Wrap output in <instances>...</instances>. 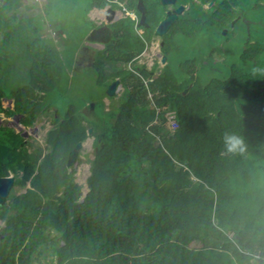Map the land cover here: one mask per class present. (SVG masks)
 Here are the masks:
<instances>
[{
    "label": "trees",
    "instance_id": "1",
    "mask_svg": "<svg viewBox=\"0 0 264 264\" xmlns=\"http://www.w3.org/2000/svg\"><path fill=\"white\" fill-rule=\"evenodd\" d=\"M258 6L264 14V0ZM215 13L207 26L224 27L230 14L221 8ZM151 14L157 20L158 13ZM181 18L161 38L166 61L170 55L180 60L172 68L167 62H155L151 70L134 63L106 72L104 60L131 62L144 46L141 39L133 45L135 19L108 26L112 38L95 50L90 69L99 86L117 77L123 90L102 122L81 110L97 118V106L104 109L100 97L86 96L78 105V96L65 111L56 98L49 103L51 93L69 87L78 71L70 78L58 50L46 45L27 72H18L28 77L11 91L12 106L2 107L0 91V111L18 114L24 127L52 108L46 151L37 145L28 152L20 131L1 129L0 176L12 174L13 185L27 188L12 195L9 211L0 210V264H31L45 245L55 264H264V20L254 25L261 27L259 39L251 25L245 31L248 39L226 74L217 68L203 80L195 59L176 56L183 54L174 37L183 33L187 20ZM139 74L152 80L145 85ZM168 111L174 129L163 124ZM155 118L160 120L151 124ZM88 128L94 156L86 161L90 174L82 198L66 162ZM228 136L239 138L240 147L231 150Z\"/></svg>",
    "mask_w": 264,
    "mask_h": 264
},
{
    "label": "rangeland",
    "instance_id": "2",
    "mask_svg": "<svg viewBox=\"0 0 264 264\" xmlns=\"http://www.w3.org/2000/svg\"><path fill=\"white\" fill-rule=\"evenodd\" d=\"M179 1L180 3H184L186 5V11L183 15V21L186 22L187 20V22L185 24V27L183 28L184 30L182 34H177L176 36L173 35L179 44L180 52H183L182 55L176 53V56H189L187 57V59H195L194 62L196 64V67H199L198 74L203 80H207L208 77L211 76V74L213 73V70L214 74H216L215 69L217 68H219L221 72H223V74H226L228 66L238 60L241 47H243L246 43L245 39H248L246 38L245 34L250 30V25L252 31H260V34L256 33L257 35L255 36V39L260 38L261 27L257 26L255 28L254 25L256 24V21H258V19L260 22L261 19L264 20V14H262L260 6H258V4H261V0H254L253 3L252 1L250 2V0ZM223 1L225 2V4H223ZM85 3L86 0H49V4L45 7L46 13L42 14V21L43 19L46 20V22L50 20L52 22L54 20H57L59 25L58 27H61L62 30L66 32V35L69 36V40L73 41L74 47L71 50L60 51V56L62 57L61 59L64 62V65L68 69L66 70L68 72V75L72 73V67H77L74 72L78 71L73 78V74L70 75V78L72 79L69 80L70 82L72 80V82L69 84V87H60L57 88L55 92L51 93L49 103H52L56 98L57 102L55 104L58 106L59 110L65 111L68 108L69 103H74V105L77 104L78 96H80V103L78 105H82L84 99H87V97H92L94 98L93 100H96L100 97L103 99L102 103L104 102V106L102 105V109H104L102 111H99L100 109L97 106L94 111V114L97 116V118L93 115L91 111H88L86 107H82L81 110H85L86 115L89 118H92L93 122H102V119L105 118L107 111L111 109L112 106L116 107L118 105L120 94L123 88L119 87V89L113 96H109L108 94H106V89L111 83V81L109 82L107 87L104 88L103 86H99L96 83L98 77L97 75H94L92 73V70L90 69L92 68V65L89 64L84 67L82 66L81 68L83 69L78 68V64H88V62H83L84 55H82V48L80 47H82V38H84L85 40V38L88 37L87 29L91 28L93 25L87 19L85 15L86 12L83 10ZM146 4L148 14L152 13L154 16H156L159 11L157 9L162 10L163 8L160 4H158L157 7L151 5L152 3L149 2V0H146ZM109 5L110 4L107 3L105 5V8H108ZM113 6L116 7L117 5L115 4ZM189 7H191L190 11L187 10V8ZM219 8L224 9L226 11V14H230L227 18L223 20V24L226 25L224 27L220 26L222 28L217 27L215 24L207 26L206 22L208 20H211V16H213L214 18L217 16L215 12ZM192 15L194 18H192ZM36 21L38 23L39 19H36ZM39 23L43 25L41 22ZM192 29L193 32H195L194 36H192L193 33H191ZM92 30L93 29H91L90 32ZM186 32L190 34L187 35ZM141 37L142 36L138 35L137 39L142 40ZM160 40V38H156L154 42L148 47L146 51L147 54L143 55L144 57L141 58L142 61L140 63H145V66H147V68L151 66L152 60L154 61V63L156 62L157 64H159V67L161 66L160 64H162L161 59L164 54L162 53V50L160 51L159 48ZM77 42H81L78 47H76L75 45V43ZM46 44L49 47L51 45L54 46V43H52L51 40H48ZM43 45L44 44H41L40 47H42ZM23 46L26 47V45ZM38 48V43L32 44L31 46V50L35 52H38ZM76 48L80 49L76 50ZM32 51L30 54H32ZM5 52L7 56H10L12 58L11 60L16 59L14 60L15 64H13V68H8L9 70H12L9 72L11 74L4 75V77L2 78L0 77V80H3V82H0V91L2 92V96L5 99H11V91L16 90L19 86L23 85V82H25L28 77L27 75L22 74V71L24 70L23 63L29 61L26 59L19 60L18 54H20V51L7 50ZM159 52L162 53L161 56ZM67 57H69L68 59H71L70 65L66 64ZM99 57L100 52H98L97 58ZM86 58L90 59V56L87 55ZM104 61L105 63H107L104 70L108 73H112L114 69L120 67V64L116 63V61ZM177 61L180 60H176L173 55H170L168 62L166 61L167 66H169V68L176 66ZM124 67L132 68L133 64L128 63L125 64ZM18 72H22L19 73L20 76L16 75V73ZM105 75L108 76L109 74ZM60 94H63V96H60ZM150 97L151 94L148 93L147 98ZM6 103L11 106L13 105L12 100L6 101ZM156 110L158 111L157 108ZM51 111L52 108L48 109L46 114H42L41 116H39L31 127H24L23 125H21L17 121L18 114H15V116H6L4 114V111H0V133L1 129H3L4 133L6 131L4 128L12 127L15 132H21L24 138L21 144H24L27 147L28 152L33 151L35 147H37V145L42 147L43 151H46L47 148L45 143V135L52 126L50 115ZM164 117L165 118L163 124H165L166 120H168V128L171 129L173 124L170 123V113H166ZM159 120V118H155L154 120H152L151 124L157 123ZM3 126L8 127L2 128ZM93 141L94 136L92 134L88 135L87 138L82 142V147L79 150V155L76 164L72 166V168L74 169V181L81 185V190L84 193L87 190L86 178L90 174L88 169L89 164L86 161L91 160L94 156ZM79 158L82 160L81 162H78ZM24 188H27V185ZM20 190L24 191L25 189H21L20 186L13 185L10 190V193L7 196V203L4 205L1 204L0 210L5 211V209L7 208L6 211H9V199H11L12 195L15 194V192H19ZM3 226L4 221L2 218H0V228ZM54 233L55 232L52 231V234ZM49 246L50 245H45L40 248L42 249V254L39 256V260H32V264H55V261H50L52 255L49 252Z\"/></svg>",
    "mask_w": 264,
    "mask_h": 264
},
{
    "label": "crops",
    "instance_id": "3",
    "mask_svg": "<svg viewBox=\"0 0 264 264\" xmlns=\"http://www.w3.org/2000/svg\"><path fill=\"white\" fill-rule=\"evenodd\" d=\"M107 1L110 4L108 7L109 9L107 7L105 8V6L103 8H97L95 6L88 8L87 4L83 7V10L86 12L85 15H86L87 19L90 20L93 24L91 28L87 29L88 30L87 31L88 36L90 35L89 33L93 32L95 30H99L102 27L105 28V26L102 24L104 22V17L106 16L107 13H109V12L115 13L113 15V17L111 18V20H109L108 23L110 25L111 22H114L115 16L117 14H119L118 8L120 6H123V2H124V0H107ZM48 4H49V0H0V77L1 78L4 77V75L11 74L9 72L12 70H9L8 68L9 67L13 68V64H15L14 60H16V59L11 60L12 58L10 56H7V54L5 52L7 50L20 51V54H18L19 60L20 59H26L29 61V62L23 63L24 64L23 65L24 70L22 72L24 73V72H27L28 68L35 62V60L37 58L40 57L41 51L43 49V46L40 47V45L44 44L47 46L46 43L48 42V40H51L52 43H54V46L51 45L50 47L49 46L48 47L51 49L53 48L55 51L58 50L60 58H62L60 56V51L71 50L74 47L73 41L69 40V36L66 35V32H64V30H62L61 27H58L59 25H58L57 20H54L53 22L51 20L46 22V20L43 19V21H42V14L46 13L45 7ZM115 4L116 5L119 4V6L117 5L116 7H114L113 5H115ZM128 12H129L131 18L136 20L135 15L133 13H131L130 11H128ZM36 19H39V22H41L43 25H41L39 22L37 23ZM136 21H135V24H136ZM91 29H93V30L90 32ZM110 29L112 30V28H110ZM135 30H137L136 27H135ZM136 33H137V35L141 34L139 31ZM109 34L111 35V37L108 36L107 41L100 42L101 44L97 41L90 40L88 38H85V40H84V38H82V40H81L82 47H80V48H82V55H84L83 62L84 61L88 62V64H84V63H82L80 65L78 64L79 69H83V68H81L82 66L84 67L86 65H89V61L93 62V56L95 55V50L103 49L104 45H102V44L107 43L112 38L113 34L112 33H109ZM165 34H163V35H165ZM101 35L102 34L99 32V35L98 36L96 35V37L99 38ZM158 36H162V35H158ZM149 39H150V37L147 38L146 40L149 41ZM154 40L155 39H153V42H154ZM81 42L80 43L77 42L75 44L76 47H78V45L81 44ZM36 43L39 44L38 52L31 50L32 44H36ZM134 44H135V41H134L133 45ZM23 45H26V47H24ZM80 48H76V50L80 49ZM31 51H32V54H30ZM143 51H144V53L147 51L146 50V44H144L141 52H143ZM87 55L90 56V59L86 58ZM68 58L69 57L66 58V64L70 65L71 59H68ZM118 63H120V67L122 69H124V68H127V67H124V65L128 64L129 62H118ZM165 63H166V61H165ZM165 63L160 64L161 65L160 67L165 65ZM143 64L145 65V63H143ZM143 64H141V65H143ZM151 64H152V61H151ZM14 66H16V65H14ZM158 66H159V64H158ZM75 69H77V67H72L71 68L72 73L71 72L70 73L73 74ZM146 69L151 70L152 67L149 66V68H147V66H146ZM92 73L94 75H96L95 71H92ZM17 74H19V73H16V75ZM12 75H13V73H12ZM139 76H140L141 80L145 79V77L142 76L141 74H139ZM115 79H118L119 83H120L119 78L116 77ZM0 82H3V80H0ZM25 82H27V80ZM25 82H23V83H25ZM119 87H122L121 83H120ZM119 87H117L116 92L119 89ZM9 100L7 98L6 99L2 98L1 103H2L3 108H5L6 106L9 105L6 103V101H9ZM91 110H93V109L91 108ZM88 129H87V131H88ZM90 134H92V132ZM90 134H88V135H90ZM68 167H70V166H68ZM9 175H12V174H9ZM20 188L25 189L23 187H20ZM21 192H23V191L20 190L19 192H15V195L20 194ZM9 193H10V191H9ZM85 193L82 192V197H84ZM6 203H7V197H5V202L2 205L6 204ZM31 264H32V260H31Z\"/></svg>",
    "mask_w": 264,
    "mask_h": 264
},
{
    "label": "flooded vegetation",
    "instance_id": "4",
    "mask_svg": "<svg viewBox=\"0 0 264 264\" xmlns=\"http://www.w3.org/2000/svg\"><path fill=\"white\" fill-rule=\"evenodd\" d=\"M130 0H124V2H123V6H120L119 8H118V11H119V14H117L116 16H115V21L114 22H118L121 18H125V17H129V18H131V16H130V14H129V12L128 11H130L131 13H133L134 15H135V17H136V28H137V30H136V32H140L141 34H140V36H142L141 38H142V41L144 42V44H146V50L148 49V47L150 46V44L153 42V39H156V38H162V36H158L156 33H155V29H156V26H157V24L159 23V21L160 20H162L164 17H165V15H166V13L168 12V11H171V12H174L175 11V9L178 7V5H183V10H182V12L180 13V14H178V16H177V19H179L180 18V16H182V18H183V15H184V13H185V11H186V5L184 4V3H180V1L179 0H176V2L175 3H173V4H170V5H162L161 3H160V0H158V2L156 3V5H155V7H157V5L158 4H160L163 8H162V10L161 9H157V10H159L158 11V17H157V20H155V21H151L150 20V18L151 17H149V14H148V12H147V4H146V0H142V4H143V6L145 7V17H144V23L143 24H139L140 23V18H141V13H140V11L137 9L138 7H137V4H138V0H132V4L130 5V7H128L127 6V4L128 3H130L129 2ZM124 7V8H123ZM187 10H188V8H187ZM115 13H113L112 14V17H113V15H114ZM109 17H111V15H110V13H107L106 14V16L104 17V22H103V24L102 25H104L105 26V28L104 27H102V28H100L99 30H107L106 32H107V34H108V36L109 37H111V35L109 34V33H112L113 34V31L110 29V27H108L109 26V21H108V18ZM177 19H175V21H177ZM175 21L170 25V27L168 28V30L166 31L167 33L169 32V30L171 29V27H172V25L175 23ZM111 23H113V22H111ZM166 33V34H167ZM95 35H99V33L98 32H96L95 33ZM146 36L147 37H150V39H149V41H147L146 40ZM157 36V37H156ZM88 38V37H87ZM138 41V39L137 38H135V42H137ZM100 43V42H99ZM101 44V43H100ZM162 44H163V41L162 40H160V44H159V48H160V51H161V47L160 46H162ZM102 45H105V43L104 44H102ZM147 54V52H145L144 53V51L143 52H141L139 55H137V56H135L133 59H132V61L130 62L131 64H134V63H136V65H141V64H143V63H140L142 60H141V58H143L144 56L143 55H146ZM159 54H160V56H161V54L162 53H160L159 52ZM159 54H158V56H159ZM146 57V56H145ZM153 63H154V61L152 60V64H151V67L153 66ZM4 221V220H3ZM2 228V227H1ZM0 237H1V234H0Z\"/></svg>",
    "mask_w": 264,
    "mask_h": 264
},
{
    "label": "water",
    "instance_id": "5",
    "mask_svg": "<svg viewBox=\"0 0 264 264\" xmlns=\"http://www.w3.org/2000/svg\"><path fill=\"white\" fill-rule=\"evenodd\" d=\"M175 2H176V0H160V3L162 5H170V4H173ZM137 7H138L137 9L141 13V18H140L139 24H143L144 23V17H145V7L142 4V0H138ZM182 10H183V5H179L175 9L174 12L168 11L166 13L165 17L162 20H160L159 23L157 24L156 29H155V33L157 35L165 34L166 31L168 30V28L170 27V25L175 21V19H177L178 14H180L182 12ZM109 13H110L111 17L108 18V21L111 20L113 12H109ZM96 32H98V33L100 32L102 35L98 38L95 35ZM88 39L94 40L97 42H105L108 39V34L105 30H95V31L90 33V35L88 36ZM165 61H166V56H163L161 59V62L165 63ZM119 85H120V83H119L118 79L113 80L108 85V87L106 89V94H108L109 96H112L116 92V89H117V87H119ZM90 107L93 109L92 104L90 105ZM16 119H17V117H16ZM91 132H92V129L89 128L87 131V134H90ZM81 147H82V142H77L75 144V146L73 147V149H71L69 151L68 157H67V162H66L67 166H73L76 164L77 158L79 155V150L81 149ZM13 182H14V178L11 175L0 176V205L5 202V197H7V195L9 194V191L13 186Z\"/></svg>",
    "mask_w": 264,
    "mask_h": 264
},
{
    "label": "clouds",
    "instance_id": "6",
    "mask_svg": "<svg viewBox=\"0 0 264 264\" xmlns=\"http://www.w3.org/2000/svg\"><path fill=\"white\" fill-rule=\"evenodd\" d=\"M130 63V62H129ZM143 80H145L146 81V83H148V81H151L152 80V78H149V79H143ZM142 80V81H143ZM143 83H144V81H143ZM146 83H144L145 85H146ZM149 93V92H148ZM148 93H147V95H148ZM150 94V93H149ZM166 113H170V115H173V117H174V114H173V112L172 111H168V112H166ZM166 122L168 123V120H166ZM226 139V142H227V144H228V146H229V148L231 149V150H235L236 148H239L240 147V145L242 144V142L239 140V138H237V137H234V136H228V137H226L225 138ZM83 198V197H82Z\"/></svg>",
    "mask_w": 264,
    "mask_h": 264
},
{
    "label": "built area",
    "instance_id": "7",
    "mask_svg": "<svg viewBox=\"0 0 264 264\" xmlns=\"http://www.w3.org/2000/svg\"><path fill=\"white\" fill-rule=\"evenodd\" d=\"M143 81H144V83H146V81H145V80H143ZM170 123H171V124H173L171 129H174V128H175V126H176V124H175V120H174V117H173V115H170Z\"/></svg>",
    "mask_w": 264,
    "mask_h": 264
}]
</instances>
